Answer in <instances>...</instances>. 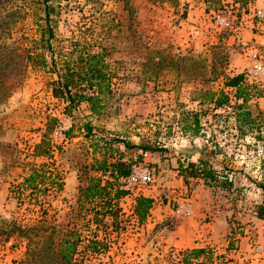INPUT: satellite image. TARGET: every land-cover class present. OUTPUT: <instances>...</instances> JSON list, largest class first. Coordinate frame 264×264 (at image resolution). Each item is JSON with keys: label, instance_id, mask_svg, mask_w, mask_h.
I'll return each mask as SVG.
<instances>
[{"label": "rangeland", "instance_id": "1", "mask_svg": "<svg viewBox=\"0 0 264 264\" xmlns=\"http://www.w3.org/2000/svg\"><path fill=\"white\" fill-rule=\"evenodd\" d=\"M227 1L50 0V18L46 19L43 0H0L2 52L44 53L48 61L46 66L30 63L24 76L10 82L12 88L6 97L0 98V109L10 105L12 97L26 99L30 107L41 109L39 103L46 100V89L53 93V81L59 75L53 70V61L62 73V61L70 52L74 51L76 59L81 50L98 53L104 48L110 51L106 59L114 66L116 76L111 93L104 97L103 108L94 113L96 132L127 130L135 135L142 131L151 138L152 147L172 140L182 145L186 141L180 130L190 122L187 117L193 111L200 115L201 130L214 127L226 132L235 121L233 109L226 107L214 114L206 91L233 93L234 89L225 86V80L239 73L248 75L252 63L248 48L264 60V49L243 44L238 34L246 17L257 24L261 22L255 13L259 7L264 9V0H259V7L248 6L250 1L258 0H247L242 6ZM221 19L227 22L224 26L218 25ZM50 29L54 35L48 40ZM232 35L236 39L231 41ZM260 80L264 83V77ZM251 104L254 111L257 104L264 110V99H255ZM24 105L23 111L27 110ZM60 106L58 102L52 105L48 100L45 102L44 107L53 113V129L45 136L50 161L38 173V189L32 192L26 183H12L8 194L0 196V264H61L58 260L61 243L74 235L81 238L72 264H185L183 254L190 248L176 244L180 223L175 205H171L173 212L157 224L147 220L140 225L127 217V212H119L114 223L105 224L94 221L93 205L84 198L78 206L63 196L67 166H76L82 160L89 163L91 157L90 151H86L89 143L82 141L83 145L74 149L65 146L68 134L65 142L52 149L50 137L61 115ZM92 131L84 129L81 133L87 132V137L96 134ZM256 141L255 152L251 154L254 162L255 155L264 159V139ZM10 148L16 161L23 160L20 153H26L25 144L19 148L18 143H12ZM242 156L248 158L249 153ZM253 183L254 189L238 182L239 192L234 196L225 194V200L236 213L264 203V188L258 186L264 185V180ZM238 218H232L231 233L235 237L248 236L250 259L264 261V254L255 256L252 243L254 240L264 244V225L262 232H253L246 227L249 223L243 224ZM211 221L207 217L206 222ZM93 237L104 241L105 252L94 253L89 248V239ZM225 238L221 237L222 242L219 237L216 243L205 242L203 247V242L198 241L197 248H208L214 254L209 262L194 263L237 264L228 258Z\"/></svg>", "mask_w": 264, "mask_h": 264}, {"label": "crops", "instance_id": "2", "mask_svg": "<svg viewBox=\"0 0 264 264\" xmlns=\"http://www.w3.org/2000/svg\"><path fill=\"white\" fill-rule=\"evenodd\" d=\"M227 2L235 3V6H242V4L236 3V0H228ZM248 6L259 7L260 1H250ZM238 34L243 44H250L253 48L258 47V50L264 49V22L257 24L254 20H250L248 16L245 21L241 22ZM230 39L232 41L236 37L232 35ZM46 90L48 91L46 100H44V103H39L41 109L39 107H30L28 100L19 97H12V103L0 109V196L8 194V189L12 183L23 185L31 175L39 173L42 168L49 166L48 162L50 160L47 158L49 152L45 136L51 130L53 113H51V110H47L48 107H44L45 102L48 100L51 105L58 102L61 105V114L65 113L67 103L57 101L52 90ZM232 92L230 94L229 91H226L233 103L234 91ZM259 99L262 101L264 97ZM22 104H25L24 108L27 110L23 111L21 109ZM210 105L214 114L221 112V110L224 111L223 108L216 109L214 101ZM94 113L88 102H81L78 107L75 126L68 132V140L65 146L68 145V148L72 147L74 149L76 146L81 147L83 145L82 141L89 143L86 151H90L91 159L89 163H85V160H82L76 166L70 168L68 167L69 165L67 166L66 176L63 178L64 197L71 199L72 202L80 206L83 189L90 185L92 177L99 175L97 171L93 173V167H96L101 160H106L107 166L118 161L133 162L139 160L146 162L156 170L155 182L139 194L152 199V207L148 216L150 222L154 224L163 222L166 216L173 212L171 205L176 206L177 202L182 198L190 197L192 215L187 218H178L177 222L180 225L177 227V230H179L177 232L180 233V238H176L177 245H186L188 248L193 249L198 247V241L203 242L201 244L203 247L205 242L216 243L218 237L220 239L221 237H226V252L233 263L264 264V261L259 262L258 260L257 262L250 259L248 236L235 237L231 233L234 225L232 218L238 217V220H241L243 224L249 223L246 226L248 229L253 232H262L261 227L264 225V220L258 217L257 206L254 205L252 209L244 210L243 213H236L232 204L225 200V194L234 196L235 192L239 191L234 190V188H237L238 182L243 181L246 186L254 189L255 187H252L254 181L264 180L263 158L255 155L256 160L254 162L251 157L252 151L255 152L257 146L255 145L257 142L255 137L251 135L245 138L241 137L236 121L226 132L214 127H207V129L200 130L198 135H194L192 131L181 127L180 134L186 143L178 145L173 140L165 141L159 145L160 150L145 151L143 148L137 149L131 146H150L151 142L149 141L151 138L146 137L142 131L135 135L127 130L115 131V133L96 132L92 122ZM192 113L198 112L193 111ZM84 129L89 132L93 130L92 132H96V134L86 137L87 132L81 133ZM207 136H210L209 140H206ZM12 143H18L19 148H22L25 144L26 153H20V158H23V160L19 161L17 158L18 160L16 161L13 158L14 150L10 148ZM216 146L220 150L219 153L216 152ZM181 148L190 151V153L180 151ZM203 150L205 152L212 150L219 161L225 162L233 170L228 174L229 178L234 182L232 190H222L216 186L208 187L201 178L193 177L189 178L188 183L185 182L184 176L180 172L181 169H185L189 163L201 165L204 158L202 155ZM247 153H249L248 158L242 156ZM26 156L28 157L27 159L25 158ZM214 167L218 171L222 170L220 165H214ZM85 170L90 172L88 173ZM86 173L89 175L88 179L85 176ZM119 203L123 206L124 211H130L136 205V199L135 196L131 195L122 196ZM229 207L231 209L226 210ZM207 217H211L213 221L206 222ZM222 241L223 239L219 242ZM222 244L225 245L224 243Z\"/></svg>", "mask_w": 264, "mask_h": 264}, {"label": "trees", "instance_id": "3", "mask_svg": "<svg viewBox=\"0 0 264 264\" xmlns=\"http://www.w3.org/2000/svg\"><path fill=\"white\" fill-rule=\"evenodd\" d=\"M46 7V19L50 18L49 9L50 0H43ZM206 2H216V0H206ZM247 0H236V3L245 4ZM48 40H51L54 33L50 29ZM110 54L108 49H102L98 53L92 51L81 50L78 57L74 59V51L68 54V57L62 61V70H58V63L53 61V70L57 72L58 78L53 81V95L56 98L62 99L67 103L65 107V114L73 119L78 116V107L81 102H88L93 112H99L104 105H102L104 97L111 93L112 80L116 76L114 66L106 59V55ZM16 58V60H14ZM30 63H41L44 66L48 64L44 53H37L36 55L30 51L14 53L8 55L0 49V98L6 97L12 85L10 82H15L17 78L24 76L25 71ZM251 82V83H250ZM227 88L234 89L235 102L232 103L231 97L224 90L219 93L213 91H206L205 95L209 97L210 102L214 101L215 108L231 107L234 112L236 126L240 130L241 137L245 138L248 135L254 136L256 140L262 141L264 139V110L257 104V111L252 109L253 100L264 97V83L260 79H249V76L244 73H239L235 76H227L225 80ZM187 119L190 121L184 126L185 130L192 131L194 135H198L201 130V119L198 113H189ZM56 125V123H55ZM53 128L51 127V130ZM50 130V131H51ZM91 132V131H90ZM133 148H143L145 151L160 150L159 147H152L151 145H131ZM216 152L220 150L216 146ZM216 153V154H217ZM204 156L201 165L189 163L185 169H181V174L184 180L188 183L189 178H201L208 187H219L222 190L230 191L234 188V182L229 178V173L233 170L226 165L225 162L219 161L213 151H202ZM141 162L139 160L131 162L118 161L107 166L106 160H101L100 163L93 167V170L98 172V176L92 177L90 185L83 189V197L87 202L92 204L94 213L92 218L96 223L103 222L107 224L113 223L118 217V213H123L127 217L135 218L138 224L143 225L148 220L150 209L152 207V199L141 195H136V205L130 211H124L123 206L120 205L119 200L122 196H127L128 193L121 191L115 182L102 183L100 173L104 170H112L122 175L130 173L132 167ZM214 165H220L221 171H218ZM262 169L264 170V159H262ZM44 176V174H43ZM39 177L38 173L31 175L26 184L32 192L38 189L36 179ZM60 185V183H58ZM258 186L264 188L261 183ZM59 188H63L61 185ZM234 190H238L234 188ZM240 191V189H239ZM238 191V192H239ZM113 192V196H112ZM257 214L260 219L264 220V203L258 205ZM136 216V217H135ZM101 217V218H100ZM81 237L74 235L72 239H65L62 241L59 248V258L61 264H72L75 255L79 250V241ZM89 248L94 253L105 252L106 244L99 240L98 237L89 239ZM213 251L206 248H193L187 250L183 254V262L185 264H195L194 262L202 260L209 262L213 258ZM226 264V263H224ZM239 264V263H237Z\"/></svg>", "mask_w": 264, "mask_h": 264}, {"label": "built area", "instance_id": "4", "mask_svg": "<svg viewBox=\"0 0 264 264\" xmlns=\"http://www.w3.org/2000/svg\"><path fill=\"white\" fill-rule=\"evenodd\" d=\"M255 16L264 22V9H258ZM227 22L221 19L219 26H224ZM247 49V55L252 60L251 67L248 71L249 79H260L264 77V60L258 58L254 54L253 49ZM74 127V119L69 115L62 113L57 117L56 125L51 133L52 149L55 150L57 145L67 140L68 132ZM103 184L115 182L121 191H125L128 195L136 196L144 189L155 182L156 170L148 163H138L132 167L130 173L126 175L113 172L112 170H104L100 173ZM59 182V180H58ZM57 188V187H55ZM59 188V187H58ZM192 215L190 197L182 198L175 206V216L178 218H187ZM254 254L260 257L264 254V244L257 243L254 240Z\"/></svg>", "mask_w": 264, "mask_h": 264}, {"label": "water", "instance_id": "5", "mask_svg": "<svg viewBox=\"0 0 264 264\" xmlns=\"http://www.w3.org/2000/svg\"><path fill=\"white\" fill-rule=\"evenodd\" d=\"M180 151L184 152V153H190V151L184 149V148H181Z\"/></svg>", "mask_w": 264, "mask_h": 264}]
</instances>
